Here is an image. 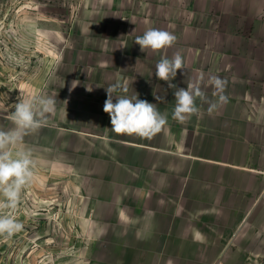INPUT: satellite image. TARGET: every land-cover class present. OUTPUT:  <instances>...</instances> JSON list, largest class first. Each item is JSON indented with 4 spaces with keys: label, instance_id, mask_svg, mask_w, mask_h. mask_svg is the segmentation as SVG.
Masks as SVG:
<instances>
[{
    "label": "crops",
    "instance_id": "obj_1",
    "mask_svg": "<svg viewBox=\"0 0 264 264\" xmlns=\"http://www.w3.org/2000/svg\"><path fill=\"white\" fill-rule=\"evenodd\" d=\"M135 18L107 87L125 84L128 92L117 95L156 104L167 124L150 140L102 137L107 162L122 169V223L134 228L142 244L135 249L175 252L163 264H264V0H157ZM149 28L173 33L176 43L142 52L135 39ZM177 51L184 69L159 80L156 64ZM211 76L227 82V103L209 114L197 99L199 114L173 119L176 88L199 82L217 99ZM132 190L142 191L135 206Z\"/></svg>",
    "mask_w": 264,
    "mask_h": 264
},
{
    "label": "rangeland",
    "instance_id": "obj_2",
    "mask_svg": "<svg viewBox=\"0 0 264 264\" xmlns=\"http://www.w3.org/2000/svg\"><path fill=\"white\" fill-rule=\"evenodd\" d=\"M156 2L0 0V103L14 111L20 88L56 100L45 126L13 148L31 150L36 166L14 213L24 229L0 237V264H163L174 257L135 249L142 244L122 223V169L107 162L102 138L112 132L101 103L119 39L127 21ZM7 114L0 111V129L13 127ZM129 193L135 206L141 195Z\"/></svg>",
    "mask_w": 264,
    "mask_h": 264
},
{
    "label": "clouds",
    "instance_id": "obj_3",
    "mask_svg": "<svg viewBox=\"0 0 264 264\" xmlns=\"http://www.w3.org/2000/svg\"><path fill=\"white\" fill-rule=\"evenodd\" d=\"M176 40L177 37L169 31L149 28L142 36L136 37L135 43L140 46L142 52L145 49L156 52L171 48ZM184 67L183 57L177 51L171 58L162 57L159 60L155 66V76L161 81L169 82L176 77L177 71ZM207 83L213 88L212 96L217 98L214 101L208 100L199 82L189 83L187 89L176 88V85L168 83L169 88H176L173 119L184 123L191 116L199 114L197 99L208 103L209 114L221 104L227 103L228 97L224 94L227 82L218 76H211ZM19 90V102L11 105L14 111L9 112L5 104L0 103V111L8 113L3 118L13 125L8 130L0 129V237L4 239L11 238L24 229V224L14 213L23 190L33 181L36 166L31 150L20 148L13 151V148L21 145L25 136L34 134L44 127L48 114L53 113L56 107V100L52 97L35 92L27 93L22 88ZM87 90L92 91V88ZM105 90L107 99L103 111L110 116L111 131L115 134L135 135L150 140L167 124V116L160 113L156 104L140 100L137 95L133 97L117 95L128 92L125 84L118 81ZM65 102L67 104V101Z\"/></svg>",
    "mask_w": 264,
    "mask_h": 264
}]
</instances>
